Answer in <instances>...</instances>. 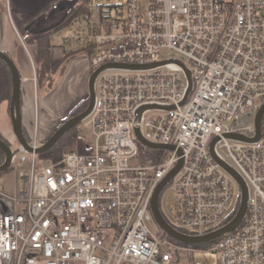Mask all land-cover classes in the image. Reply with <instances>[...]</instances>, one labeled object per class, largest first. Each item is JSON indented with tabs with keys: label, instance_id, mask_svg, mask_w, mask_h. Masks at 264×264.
<instances>
[{
	"label": "built area",
	"instance_id": "2783aa9c",
	"mask_svg": "<svg viewBox=\"0 0 264 264\" xmlns=\"http://www.w3.org/2000/svg\"><path fill=\"white\" fill-rule=\"evenodd\" d=\"M74 24L76 43L92 47L86 54L93 70L162 61L161 50L172 49L186 57L193 87L181 104L189 82L173 62L102 70L83 120L94 147L56 160L36 152L43 142L36 122L32 151L18 143L11 163L29 165L20 172L28 175L25 189L0 190V264H264V133L256 141L228 136L256 134L255 122L238 120L264 103V0H127L115 15L85 13ZM148 105L158 107L143 111L141 131L145 126L148 140L175 149L161 148L157 161L141 163L134 123ZM216 136L215 151L225 148L247 183L246 215L206 246L179 244L152 227L151 201L180 160L163 187L174 190L169 222L179 231L203 235L219 228L240 199L237 181L210 151ZM196 253L214 258L196 259Z\"/></svg>",
	"mask_w": 264,
	"mask_h": 264
},
{
	"label": "crops",
	"instance_id": "0c3cea01",
	"mask_svg": "<svg viewBox=\"0 0 264 264\" xmlns=\"http://www.w3.org/2000/svg\"><path fill=\"white\" fill-rule=\"evenodd\" d=\"M82 4H87V0H0V50L6 52L12 59L18 56L19 50L27 55L31 64L32 74L23 76L22 80L33 82L37 92L38 84L37 81L35 84L33 80L34 68L31 61V57L37 59L39 56L37 38L51 32L49 58L52 66L62 64L67 53L73 54L65 62L64 67L58 68L55 72V80L60 73L58 86L42 99V107L37 109L36 101L34 102V133L37 122L40 141H45L66 120L71 110L89 96V88H87L86 84L89 69H87L85 58H89L86 53L92 47L91 45L85 46L81 44V47L72 46V44L76 45L73 37L75 36V25L79 24L78 22L74 23L85 14L75 15L76 10ZM64 23L66 24L64 25ZM65 29L67 33L63 36V39L66 40L64 41L65 44L67 41L69 42V44L67 43L68 46L70 45L69 47L60 40L61 36L59 33ZM19 35L23 38L26 47ZM89 47L90 49H86ZM77 56L83 57L77 58ZM80 72L81 76H78ZM78 80L84 81V84L70 106L67 95H59V90L62 89L66 93L65 88ZM0 107L5 108L8 113L7 102H3ZM28 141L31 142L32 139Z\"/></svg>",
	"mask_w": 264,
	"mask_h": 264
},
{
	"label": "water",
	"instance_id": "95a60500",
	"mask_svg": "<svg viewBox=\"0 0 264 264\" xmlns=\"http://www.w3.org/2000/svg\"><path fill=\"white\" fill-rule=\"evenodd\" d=\"M0 58L9 66L11 73H12V79H13V91H12V98L10 101V117L12 122V128L13 132L15 134V137L19 144L23 145L26 149L32 151V147L29 144V141L27 140L24 131H23V121H22V108H21V74L20 71L14 62V60L4 51L0 50ZM173 62L181 66L187 75L188 78V89L185 95L184 100L181 104H183L193 87V81L191 77V71L189 68L185 65V63L177 58L172 59H165L162 61H156L152 63H140V64H130V63H108L106 65H102L99 68L95 69L89 80V103L87 108L77 114L74 115L65 121H63L58 128L45 140L43 143L36 148V152L41 154L50 148H52L55 143L59 140V138L67 132L72 127L78 125L81 121L84 120V118L91 112L94 102H95V96H96V89H95V82L97 76L100 74V72L106 68H130V69H145V68H151L154 66L162 65L165 63ZM158 106L156 105H148L141 107L136 114V119L134 123V133L137 138V140L142 143L143 145L154 148V149H161V148H170L175 149L174 145H166L162 143H156L148 140L142 133L140 128V118L144 110L149 108H156ZM168 109L169 107H165ZM264 116V103L261 105L259 110L257 111L255 115V128H256V134L253 137H247L243 136L241 134L237 133H230L228 134L229 137L237 138L241 140L246 141H256L259 140L262 137L263 131H262V119ZM219 139L218 136H216L210 143V151L215 157V159L233 176V178L237 181L239 187H240V204L237 213L233 217L231 221H229L227 224L211 231L203 235H191L184 232L179 231L176 229L163 215L160 204H159V196L160 192L163 189V187L174 177V175L180 170L182 166V160H180L177 165L168 173V175L161 181L157 189L155 190V193L153 195L152 201H151V208L154 214V218L158 224V226L169 236L172 238L179 240L181 242L187 243V244H201L206 243L211 240H214L215 238H218L222 236L225 233L233 231L244 219L248 207V186L246 181L242 178V176L238 173V171L232 167L230 164H228L226 161H224L221 157H219L215 151V143ZM0 148L4 151L6 155L5 162L0 165V173L3 171H6L10 168L13 158V153L17 152L19 148L16 150H13L10 145H8L5 141H3L0 138ZM179 152H181L179 150Z\"/></svg>",
	"mask_w": 264,
	"mask_h": 264
},
{
	"label": "rangeland",
	"instance_id": "374dc122",
	"mask_svg": "<svg viewBox=\"0 0 264 264\" xmlns=\"http://www.w3.org/2000/svg\"><path fill=\"white\" fill-rule=\"evenodd\" d=\"M127 0H87V4L89 6V12L92 16V18H96L99 16V6L102 5L103 7V14L108 15H115L117 14L118 8H121L124 6ZM67 33V30H61L59 35L61 42H63L64 45L69 42L67 41L66 44L63 39V36ZM68 44L66 46H68ZM56 45V44H55ZM70 46V45H69ZM68 46V47H69ZM72 46L81 47L80 44L76 43V45L72 44ZM75 49V48H74ZM83 56H77V58H80ZM166 58H178L185 63H187V59L182 54L172 50V49H162L160 52V56L158 59H166ZM87 62V69H89V76L87 79V88H89V80L90 76L93 72V67L90 64L89 58H85ZM20 70L21 77L32 74L31 64L29 61V58L27 55L23 54L21 50L18 52V56L13 59ZM36 63V69L38 68L37 65V59H34ZM72 60V59H71ZM50 67H53L50 64ZM60 74V73H59ZM56 76V80L54 83V87L52 90H48L45 86H40L38 88V94H39V102L37 105V109L39 107H42V99L45 98L47 95H49L52 91H54L59 83L60 75ZM78 76H81V72L78 73ZM100 81V75L97 76L96 82H95V88L97 91V86ZM84 81L78 80L74 83H72L69 87L65 88V92L63 90H59V95L66 94L68 97V101L70 103V106L73 104L75 97L81 90V87L83 86ZM21 97H22V121H23V129L24 132L28 138V140L33 139L34 135V102H35V87L33 85V82H28L25 80H22L21 82ZM46 106V105H45ZM48 109V108H47ZM49 110V109H48ZM155 112H161V111H151V113ZM149 113V112H148ZM255 119V114H243L240 116V119L238 120L240 126H247V125H253ZM79 128V136L84 138V141L86 145L90 148H93L95 145V137L93 135L92 129L90 126H87L85 124V121H81L78 124ZM0 130L2 131V135L9 137L12 139V122L10 120V116L8 115L5 108L0 107ZM142 133L146 138H149V130L144 126L142 127ZM13 150H16L15 148L18 146V141L13 139ZM77 151V150H72ZM216 151L218 155L226 161L228 164H230L232 167L235 168L234 163L230 159V157L227 155V151L225 148L216 147ZM17 154L16 152L14 153ZM62 156V155H61ZM40 157V156H39ZM40 158H46V157H40ZM29 168V165L27 164L25 168H23V165L16 166L11 168L10 170L4 171L0 173V190L10 193V194H19L22 192L27 184L28 181V175L25 177H22L20 175V172L24 169L26 170ZM159 202L162 209V212L166 216L167 220H169L171 223L174 221V214L172 211V207L174 205V190L170 188L169 186L163 189L159 196ZM237 205V199H234L233 202L230 204L229 208L226 211V215L229 214L232 210L235 209ZM152 227L154 230L158 231L159 226L152 222ZM196 259H201L204 261H210L214 258L212 253H196Z\"/></svg>",
	"mask_w": 264,
	"mask_h": 264
},
{
	"label": "trees",
	"instance_id": "16d2710c",
	"mask_svg": "<svg viewBox=\"0 0 264 264\" xmlns=\"http://www.w3.org/2000/svg\"><path fill=\"white\" fill-rule=\"evenodd\" d=\"M83 13H90L88 4L80 5V7L76 10L75 15H79ZM99 13H100L99 15H102L103 13L102 5L99 6ZM65 24L66 23H64V25ZM50 37H51V32L46 33L37 38L38 45H39V56L37 58L38 68L36 69L37 70V84H38V88L40 86H45L48 90H50L54 85V81H55L54 74L57 71V69L63 68L65 65V62L69 59L70 56L73 55L72 53H67L64 56V62H62V64H56L53 67H50V64H51L50 58H49V47L51 45ZM86 49H90V47ZM12 91H13V79H12L11 70L9 66L0 58V105L3 102H7L9 116H10V101L12 98ZM88 103H89V96L85 100L77 104L71 110V112L69 113L66 119L83 112L87 108ZM21 108H22V97H21ZM10 120H11V117H10ZM262 131L264 133V116L262 119ZM0 138L3 141H5L8 145H10L12 149H13L12 140L13 139L17 140L13 131H12V139L2 135L1 131H0ZM138 144L140 148V162L141 163H146V162H149L150 160H153V162L157 161L159 157V153H160L159 149L147 147L140 142H138ZM17 147L15 149H17ZM72 150H77L80 153H86L91 150V148L88 147L85 141L79 136L78 125L72 127L67 132H65L52 148L39 154V156L56 160V159H59L64 152L72 151ZM5 159H6V155L4 151L0 148V165L5 162ZM11 168H13V166H10V168L7 170H10ZM239 204H240V199H238L235 209L231 211V213L226 217V219L218 227L227 224L229 221L233 219V217L238 211ZM164 234L174 242H177L179 244L192 245L196 247L206 246L218 239L216 238L214 240H211L206 243H201V244H187V243H184V242H181L179 240L172 238L165 232Z\"/></svg>",
	"mask_w": 264,
	"mask_h": 264
},
{
	"label": "flooded vegetation",
	"instance_id": "af4514ba",
	"mask_svg": "<svg viewBox=\"0 0 264 264\" xmlns=\"http://www.w3.org/2000/svg\"><path fill=\"white\" fill-rule=\"evenodd\" d=\"M160 203V202H159ZM160 208H161V206H160ZM161 211H162V209H161ZM163 213V212H162ZM163 215H164V213H163ZM164 217L166 218V216L164 215ZM167 219V218H166ZM169 221V220H168Z\"/></svg>",
	"mask_w": 264,
	"mask_h": 264
}]
</instances>
